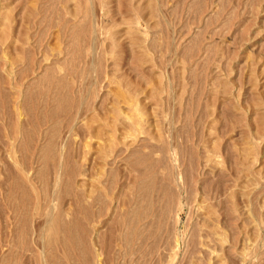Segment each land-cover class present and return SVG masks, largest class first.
Wrapping results in <instances>:
<instances>
[{
    "label": "rangeland",
    "instance_id": "1",
    "mask_svg": "<svg viewBox=\"0 0 264 264\" xmlns=\"http://www.w3.org/2000/svg\"><path fill=\"white\" fill-rule=\"evenodd\" d=\"M139 181L164 217L123 239ZM59 209L105 264H264V0H0V254L19 218L42 264Z\"/></svg>",
    "mask_w": 264,
    "mask_h": 264
},
{
    "label": "bare ground",
    "instance_id": "2",
    "mask_svg": "<svg viewBox=\"0 0 264 264\" xmlns=\"http://www.w3.org/2000/svg\"><path fill=\"white\" fill-rule=\"evenodd\" d=\"M32 2H34V1H32ZM48 7V6H47ZM40 10V9H39ZM51 10V9H50ZM36 12V11H35ZM40 13H42L43 14V16H46V15H48V13H49V9H44V10H40L39 11ZM39 16V15H38ZM31 17H33V16H31ZM40 17V16H39ZM82 25V24H81ZM62 27V29L66 32H70V31H73L74 30V25H72V26H70V25H68V24H66V22L61 26ZM76 31V30H75ZM76 34V33H75ZM73 36V35H72ZM14 46V45H13ZM29 48V47H28ZM58 93V92H57ZM54 99H55V104L56 105H61V104H65L66 103V99H64V98H62L61 97V95H59V94H55L54 95ZM54 113L55 111L54 110H52L51 111V113ZM54 115V114H53ZM44 132H46V131H44ZM32 135V134H31ZM44 138H45V136H43ZM52 139V138H51ZM24 141H22V143H23ZM24 145V144H23ZM43 145V144H42ZM45 145V144H44ZM53 145L51 144V143H49V144H46L45 146H42V147H40V148H38L37 149V152L41 155V154H46L47 153V151H51V147H52ZM53 150V149H52ZM61 150V149H60ZM56 151V150H55ZM66 153V152H65ZM53 154V153H52ZM55 154H53L51 157L53 158H56V156H54ZM24 157V156H23ZM32 158V157H31ZM41 158V157H40ZM61 158L62 159H65L66 160V162H67V159H69V157H68V155L67 156H65V154H63V151L61 152ZM62 159H59V161H61ZM36 161V160H35ZM38 162V161H37ZM62 162V161H61ZM45 163V162H44ZM50 163H52V161H50ZM54 163V162H53ZM25 165V164H24ZM106 165V164H105ZM69 166V169L67 170V173H69V176L68 177H72V175H73V177H75L76 176V173H78L79 175L80 174H82L81 173V169H79V166L76 164V163H74V166H72V165H68ZM91 166V165H90ZM43 167V166H42ZM89 167V166H88ZM100 168H99V172H100ZM98 172V173H99ZM23 173H24V175H27L26 173H28L25 169H23ZM14 174V173H13ZM16 174H17V172H16ZM84 174V173H83ZM85 176V175H84ZM83 176V177H84ZM86 176H88V175H86ZM91 176V175H90ZM89 176V177H90ZM88 177V178H89ZM92 177H94V176H92ZM92 177H90V178H92ZM94 179H96V178H94ZM98 180V179H97ZM58 181H60V179L57 177L56 178V180H55V182H54V185H56V186H58ZM86 181H87V178H86ZM85 181V179H84V181L83 182H86ZM91 182V180L90 181H88V183H90ZM174 182V181H173ZM53 183V182H52ZM104 183V182H103ZM83 184V183H82ZM82 184L80 185V184H78V183H76L75 182V180H73V178L70 180V184H69V186L68 187H70L68 190H70L71 191V194H73L74 193V200H73V204H75L76 202L77 203H82V199H83V197H84V191H82V188H81V186H82ZM12 192H13V190H21V192H23V195L24 194H27L28 192H29V188L27 187V185L26 184H24L23 183V181L21 180V178L18 176V175H16L15 177H14V180L12 181ZM88 185V184H87ZM87 185L85 186V187H87ZM88 186H91L90 188H92L93 186H92V184H89ZM136 186V190H137V195H136V197H134V202H133V211L132 212H130L129 213V215L127 216V222H129V223H122V226H126L127 224H130V234L135 230L136 231V235H141V233H142V229H137V227H136V225L138 224V223H140V222H142V221H144V220H147L146 221V223H148L146 226L147 227H145L147 230H149V231H154V232H156L154 229H156V228H154V223H155V225H157V223H158V221H159V219L161 218V217H164V216H162V211L164 210V204H165V202H164V204L162 205V207H163V209L160 207V211H157L158 213H156V208H158L157 206L154 208L155 210L153 211V204H155V202H153V198H151V196L149 197V193H147V191L149 192V191H151V188L153 187L152 186V184H150V187H149V189L148 188H146V187H144L141 183H140V181H139V183L138 184H136L135 185ZM100 187V186H99ZM98 187V188H99ZM101 187H103V186H101ZM11 188V187H10ZM73 188H74V191H73ZM81 188V189H80ZM97 188V189H98ZM164 188V187H163ZM54 189V188H53ZM79 189V190H78ZM86 189V188H85ZM102 189V188H101ZM14 191V192H15ZM70 191H68V192H70ZM88 191L90 192V190L88 189ZM100 191V190H99ZM86 192H87V190H86ZM89 192H88V194H89ZM94 192V191H93ZM95 193V192H94ZM6 194H7V192H6ZM69 194V193H68ZM100 194V193H99ZM31 195V194H30ZM91 195V194H90ZM89 195V196H90ZM85 196H86V198H87V194H85ZM102 196V195H101ZM91 197V196H90ZM90 197L88 198L89 200H90ZM97 197V196H96ZM157 197V196H156ZM27 198V197H26ZM170 198V197H169ZM73 199V198H72ZM156 199V198H155ZM27 200H28V198H27ZM132 200H133V198H132ZM163 200V199H162ZM74 201H75V203H74ZM85 201V200H84ZM91 201V200H90ZM97 201H99V200H97ZM96 201V202H97ZM154 201H156V200H154ZM159 201V200H158ZM164 201H166V199L164 200ZM172 201V200H171ZM24 202V201H23ZM96 202H94V205H95V203ZM174 202V201H173ZM15 203H17L18 204V201H16ZM27 203V202H26ZM87 203V202H86ZM58 204V203H57ZM97 204H98V202H97ZM83 205V204H82ZM118 205V204H117ZM158 206H160V205H158ZM72 207V206H71ZM94 207V206H93ZM116 207V206H115ZM18 208V207H17ZM20 209H21V207H19ZM25 208V207H24ZM29 208V207H28ZM84 208H86V207H84ZM167 208V207H166ZM82 210H83V208H82ZM28 211V210H27ZM115 211V210H114ZM166 211V210H165ZM15 212V211H14ZM19 212V211H18ZM74 212V211H73ZM116 212V211H115ZM164 212V211H163ZM22 213H24L23 211H22ZM21 213V214H22ZM29 213V212H28ZM98 213H99V210H98ZM15 214V213H14ZM27 214V213H26ZM65 214V212L62 210V209H59V211L57 212V215H56V218H55V220L52 222V223H54V224H52V223H50L49 224V227H48V230H43V232L45 231L46 232V234H45V238H46V241H45V243H43L42 244V246H43V248L38 252V254H37V258L39 259V260H41L42 261V264H65V260H64V257L66 258H68V259H71L72 260V256H74V254H70V252L72 251V250H74V251H77V250H80V252H81V250H82V252H83V254H84V261H83V264H105V262H104V260L102 259V244H96V241H94V245H96V247L97 248H95V252H94V256H92V254L90 255V254H88V246H87V244H85L84 245V243L83 242H81V241H79V240H76L77 238H75L73 235H72V231H71V228H68V238H66L65 237V235H64V233H65V226H59V225H56L57 223H59L60 224V220L61 219H63L62 217H63V215ZM66 214H67V212H66ZM74 214V213H73ZM128 214V213H127ZM157 214H158V216H157ZM167 214V213H166ZM18 215V214H17ZM30 215V214H29ZM68 215V214H67ZM86 215H87V213H86ZM102 215V214H101ZM126 216V215H125ZM16 218V217H15ZM13 219V218H12ZM121 219V218H120ZM124 219H125V217H124ZM161 219H163V218H161ZM28 220V219H27ZM122 220V219H121ZM10 222H11V219L9 220ZM13 221V220H12ZM60 221V222H59ZM164 221H165V219H164ZM163 221V222H164ZM16 225H15V231H13V233H14V236H12L13 237V240H11V242H9V240H6V241H4V238H2L1 240H3L4 241V243H2V245L4 244V248H6L7 249V252L6 251H4L2 254H0V264H23V255H24V251L25 250H31V248H29L25 243H24V234H25V228H24V223H22V220L21 219H19V218H17L16 219ZM13 223V222H12ZM29 223V222H28ZM56 223V224H55ZM63 223V222H62ZM61 223V224H62ZM70 223V222H69ZM102 223V222H101ZM27 224V223H26ZM31 224V223H30ZM44 224H46V223H44ZM119 224V223H118ZM117 224V225H118ZM160 224V223H159ZM161 224H162V222H161ZM174 224V223H173ZM4 225H5V223H4ZM64 225V224H63ZM97 226H98V223L96 224ZM99 225H102V224H99ZM131 225H135V228H134V226L132 227ZM165 225V224H164ZM14 226V225H13ZM141 226H144V224L143 225H141ZM27 227H29L28 225H27ZM72 227V226H71ZM76 227V226H75ZM6 228V227H5ZM4 228V229H5ZM14 228H12V229H14ZM32 228V227H31ZM30 228V229H31ZM80 228V227H79ZM143 228V227H142ZM166 228V227H165ZM164 228V229H165ZM42 229H43V227H42ZM44 229H45V227H44ZM117 229L119 230V227H117ZM127 229H129V227L128 226H126V227H124V229H123V231L124 232H122L121 234H120V236L123 238V239H126L128 236H127V234H129L128 232H126L125 230H127ZM164 229H163V224H162V230L160 229V231H162V232H164ZM67 230V229H66ZM93 230V229H92ZM101 230V229H100ZM103 230V229H102ZM102 230H101V232H102ZM172 230V229H171ZM4 231V233H5V230H3ZM9 231V230H8ZM99 231V230H98ZM30 232H32V229H31V231L29 230V233ZM12 233V232H11ZM123 233H124V235H123ZM146 233H148V232H146ZM153 233V232H152ZM98 234V233H97ZM109 234V233H108ZM117 234H119L118 232H117ZM116 234V235H117ZM143 234V233H142ZM167 234V233H166ZM99 235V234H98ZM153 235V234H152ZM160 235H161V233H160ZM76 236V235H75ZM94 236H96V235H94ZM94 236L93 237H91V238H93V240H94ZM138 236H136V237H138ZM142 236V235H141ZM157 236V235H156ZM155 236V237H156ZM175 236V235H174ZM11 237V238H12ZM31 237V236H30ZM33 237V236H32ZM118 237V236H117ZM130 237V236H129ZM151 237V235L149 236V238ZM161 237V236H160ZM166 237V236H165ZM87 238V237H86ZM98 237H96V239H97ZM131 238V237H130ZM134 238V237H133ZM167 238V237H166ZM42 239V238H41ZM88 239V238H87ZM117 239V238H116ZM119 239V238H118ZM153 239V238H152ZM91 240V239H90ZM129 240V239H128ZM156 240V239H155ZM166 240V239H165ZM98 241H100V240H98ZM119 241V240H118ZM138 241V240H137ZM141 241H142V239H141ZM90 242V241H89ZM92 242V241H91ZM125 242V241H124ZM127 242V241H126ZM129 242V241H128ZM131 242V241H130ZM129 242V243H130ZM154 242H156V241H154ZM153 242V243H154ZM11 243V244H10ZM143 243H144V240H143ZM152 243V242H151ZM30 244H32V243H30ZM29 244V245H30ZM164 244V243H163ZM140 245V244H139ZM141 245H142V243H141ZM140 245V246H141ZM101 246V247H100ZM119 246V245H118ZM143 246V245H142ZM141 246V247H142ZM147 246H149V245H147ZM146 246V247H147ZM150 246H151V244H150ZM153 246H155V245H153ZM164 246V245H163ZM156 247H158V245L156 246ZM134 248V247H133ZM138 248V247H137ZM136 248V249H137ZM154 248V247H153ZM153 248H152V250H153ZM163 248V247H162ZM161 248V249H162ZM138 249H140V248H138ZM151 249V248H150ZM156 249V248H155ZM158 249V248H157ZM165 249V248H164ZM1 250H2V247H1ZM58 250H59V252H61V255H58ZM32 251V250H31ZM55 251V252H54ZM137 251V250H136ZM136 251H134V252H136ZM144 251V250H143ZM164 251V250H163ZM171 251V250H170ZM157 252V251H156ZM162 252V251H161ZM33 253V252H32ZM35 253V252H34ZM143 253V252H142ZM147 253H148V251H147ZM78 254V253H77ZM123 254V253H122ZM141 254V253H140ZM156 254V253H155ZM30 256V255H29ZM62 256V257H61ZM76 256V255H75ZM104 256V255H103ZM140 256V255H139ZM145 256V255H144ZM143 256V257H144ZM147 256H148V254H147ZM156 256H158V254H156ZM61 257V258H60ZM122 257V256H121ZM107 258V257H106ZM109 258V257H108ZM147 258H149V257H146V259L145 260H148ZM34 259V258H33ZM81 259H82V254H81ZM156 259V258H155ZM158 259V258H157ZM74 260V259H73ZM109 260H110V258H109ZM143 260V259H142ZM154 260V259H153ZM162 260V259H161ZM107 261V260H106ZM149 261V260H148ZM156 261V260H155ZM159 262V261H158ZM133 263V262H132ZM143 263H144V261H143ZM157 263V262H156ZM109 264H110V262H109ZM124 264V263H123ZM162 264V263H161Z\"/></svg>",
    "mask_w": 264,
    "mask_h": 264
}]
</instances>
